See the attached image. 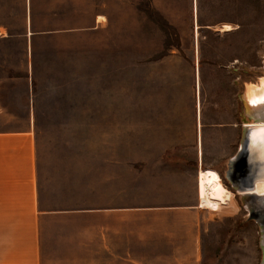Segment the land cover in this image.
I'll return each mask as SVG.
<instances>
[{
    "label": "rangeland",
    "instance_id": "obj_1",
    "mask_svg": "<svg viewBox=\"0 0 264 264\" xmlns=\"http://www.w3.org/2000/svg\"><path fill=\"white\" fill-rule=\"evenodd\" d=\"M262 76L264 0H0V128L33 123L42 205L58 211L42 223L43 264H263V215L204 138L200 179L220 176L225 195L204 206L200 182L203 206L155 210L166 232L144 241L126 214L119 249L136 256L104 257L100 216L83 212L156 198L141 172L191 164L195 142L170 140L198 104L254 122L244 95Z\"/></svg>",
    "mask_w": 264,
    "mask_h": 264
},
{
    "label": "crops",
    "instance_id": "obj_2",
    "mask_svg": "<svg viewBox=\"0 0 264 264\" xmlns=\"http://www.w3.org/2000/svg\"><path fill=\"white\" fill-rule=\"evenodd\" d=\"M246 123L247 121L237 120L231 114L230 107L227 112L216 115L215 119L203 118L198 104L195 112L191 114L187 137L184 138L177 130L170 140L174 144L182 140L195 142V154L191 164L179 167L168 163L166 166L154 167L153 170L148 168L141 172V177H146L140 181L141 186L147 191L155 186L158 193L156 198L144 195L133 205L115 203L102 208L85 209L83 212L86 215L94 213L100 216L104 243H108V251L104 252V257L125 259L137 255L119 249L121 242L125 240L123 238L129 223L126 214L132 213L135 216L131 220L134 225L132 239L144 241L166 232L155 226L159 219L150 216L155 210L170 208L176 211L180 207H190V212H195L196 208L203 206L199 202L204 200L201 192L202 178L200 179L199 174L201 168L205 169L202 166L207 162L204 161L200 142L204 138L212 141L213 146L228 150L223 151L221 156L228 157L230 161L235 156L231 155L232 147L238 136L243 137ZM143 133L145 134V129ZM145 142H148L147 139ZM173 148L174 146L164 150L162 158ZM210 170L220 173L217 167ZM229 173L230 170L227 177ZM57 212L42 205L38 138L33 123L23 127L0 128V264H43L42 223L46 217ZM178 222H181L180 218ZM180 252L184 251L175 249L154 254Z\"/></svg>",
    "mask_w": 264,
    "mask_h": 264
},
{
    "label": "bare ground",
    "instance_id": "obj_3",
    "mask_svg": "<svg viewBox=\"0 0 264 264\" xmlns=\"http://www.w3.org/2000/svg\"><path fill=\"white\" fill-rule=\"evenodd\" d=\"M244 96L248 110L254 116V122L244 126L245 134L238 153L231 159V161L235 160V163L232 164L230 174H233L236 190L241 191L246 200L249 197L254 202L253 208L263 215L264 235V131H262L264 130V76L260 78L259 84H248ZM202 185L205 195L204 206L211 207L226 193L222 179L214 174L204 172Z\"/></svg>",
    "mask_w": 264,
    "mask_h": 264
},
{
    "label": "water",
    "instance_id": "obj_4",
    "mask_svg": "<svg viewBox=\"0 0 264 264\" xmlns=\"http://www.w3.org/2000/svg\"><path fill=\"white\" fill-rule=\"evenodd\" d=\"M243 135L245 134V127H243ZM228 180L230 181V184H232L234 187H235V184H233V174H230L228 175ZM263 247H264V239H263ZM263 264H264V261H263Z\"/></svg>",
    "mask_w": 264,
    "mask_h": 264
},
{
    "label": "snow or ice",
    "instance_id": "obj_5",
    "mask_svg": "<svg viewBox=\"0 0 264 264\" xmlns=\"http://www.w3.org/2000/svg\"><path fill=\"white\" fill-rule=\"evenodd\" d=\"M262 131H264V130H262Z\"/></svg>",
    "mask_w": 264,
    "mask_h": 264
}]
</instances>
